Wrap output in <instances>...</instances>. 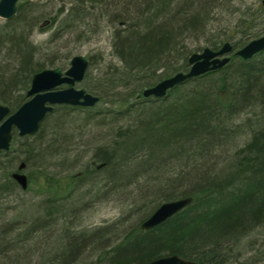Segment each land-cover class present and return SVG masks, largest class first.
<instances>
[{
    "label": "trees",
    "instance_id": "1",
    "mask_svg": "<svg viewBox=\"0 0 264 264\" xmlns=\"http://www.w3.org/2000/svg\"><path fill=\"white\" fill-rule=\"evenodd\" d=\"M136 1L129 0L126 8L117 11L110 0H62L56 15L45 19L56 25L52 37L73 33L78 38H89L99 31L103 22H113L111 47L119 65L109 64L97 85H86L88 81L84 79L82 82L86 91L98 96L96 104L107 98L106 102L108 93L114 105L101 109L55 105L35 134L19 136L13 128L11 144L20 143L21 154H15L17 149L11 145L8 150H0V200L12 194L15 186L20 187L11 177L10 167L16 165L18 169L24 163L23 171L35 155H40V162L44 157L45 161L61 144L63 131L70 127L72 132L79 129L66 116L57 115L49 138L42 141L44 121L57 109L68 108L80 113L87 120L85 125L92 121L98 125H111L115 121L119 124L114 133L107 135L105 145L96 146L91 161L98 164L88 165L73 175L74 178L65 180L68 186L64 192L86 186H93L96 192L98 183L99 193L104 194L173 163L182 169L180 174L169 179L167 167L166 172L155 176L156 193L165 191L148 203L150 208L144 218L164 201L191 197V202L153 228L142 229V218L139 226L124 234L119 242L104 248L100 242L112 232L113 225L73 228L69 222L76 217L77 201L73 204L68 197L48 195L35 205L18 199L21 214L0 224V260L11 250L18 248L19 253H26L30 246L34 249L36 243L42 242L38 264H79V257L85 252L96 257L95 261L82 264H141L170 254L197 264H228L240 255L236 251L240 242L254 229L264 227V50L250 59L233 52L222 68L187 79L164 97L137 98L144 87L187 70L188 52L179 37L190 30L191 24H197V20H207L208 11L205 0H141L134 5ZM39 3L20 2L17 13L0 23V53L5 51L9 56L7 59L4 52L0 55V103L7 105L10 112L26 100L25 91L33 73L46 67V63L35 59L36 46L28 39L27 32L30 18L35 19V24L42 17L37 9ZM248 16V25L243 26L242 32L237 33L238 39L232 42L234 48L248 41L245 40L247 30L250 29L253 37L264 33H258L264 25L257 27L255 17ZM225 41L209 40V46L218 49ZM261 54V59L256 60ZM91 61L90 57L88 64ZM226 70L232 77L230 82L223 75L212 76ZM216 84L219 93L211 90ZM228 91L230 99L225 102L222 98ZM148 100L152 103L148 104ZM243 104L259 107L260 121L242 127L234 125L233 116ZM106 114L111 117H105ZM243 133L247 134L245 142L214 166L211 151L232 143ZM187 157H194L201 166L193 161L195 165L191 168L196 172L183 177L188 165L181 162L188 160ZM207 163L210 164L206 168ZM183 178L186 182L181 185L178 181ZM185 183L187 187L181 189ZM42 190L47 192L46 188ZM2 212L0 208V219ZM55 225L59 226L48 234ZM257 257H264V251H258Z\"/></svg>",
    "mask_w": 264,
    "mask_h": 264
},
{
    "label": "rangeland",
    "instance_id": "2",
    "mask_svg": "<svg viewBox=\"0 0 264 264\" xmlns=\"http://www.w3.org/2000/svg\"><path fill=\"white\" fill-rule=\"evenodd\" d=\"M34 1L40 2L37 9L42 17L36 20L35 24V19L32 20V17L30 18L31 25L28 26L27 29L28 39L36 46V52L34 54L35 59L40 63H46L45 68H54L55 65V67L59 66L64 70L69 67L70 59L74 55H83L87 59L91 57L92 61L88 64L86 71L87 77L84 78V80L88 81L86 85L92 86L94 83L97 85L98 82H101V75H105V71L109 64L119 65V61L114 56L111 47V35L114 29L113 22H103L99 31L89 38H78L77 35L73 33H68L61 37H57L59 35L57 34L52 37L56 25L49 24L45 19L49 20V17L56 15L62 0ZM128 1L129 0H110V3L115 7L114 9L121 11L123 8L127 7ZM205 1L207 2L208 11L207 20H202V22L200 19L197 20L199 24H191L190 30L187 29L189 31L184 34L182 33L179 37L185 45L184 50L188 52L186 58L192 52L201 51L202 48L206 46L210 47L209 40L217 42L224 39L231 41V43L235 39L237 40V33L242 32L243 26L246 27L248 25V15H253L255 17L257 27L260 28L264 25V7L261 4V0ZM140 2L141 0H137L134 2V5ZM202 12H205V10ZM205 14H203L202 17H204ZM2 21L3 19L0 18V23ZM261 32H264V29L258 33L260 34ZM252 34H250V29L247 30L245 36L248 37H246L245 40L249 41L252 39ZM2 53L6 58L9 57L5 51H2L0 55ZM263 55L261 54L256 57V60H260V56ZM49 61H53L55 64L50 66L48 64ZM221 75L230 82V78L232 77H229L227 70L221 73H214L212 76L219 78ZM218 84L211 88L213 92L219 93ZM76 86L85 90L87 89L85 82L82 81ZM229 93L230 91L224 93V97L222 98L223 101L227 102L230 99ZM14 95L15 94L12 93V96ZM105 96L108 97V100L105 102L107 99L105 98L103 101L96 104L93 107L94 109L113 107L114 104L110 103V99H113L112 96L108 93ZM11 100H13V97H11ZM131 101H133V98ZM150 103H152V101L148 100V104ZM237 109H239V111L236 112L232 120L235 124L233 122L232 124L242 127L246 123L256 122L257 120L260 121L257 116L260 111L259 107L254 108L250 105L243 104ZM57 115L66 116L68 121L76 123L73 126H76L77 129L79 127V129L76 130V132H72L70 127L67 131H63L61 134L62 138L60 139L61 144L53 149V153L51 152L47 155L45 161V157L42 158L40 162V155L34 156L29 166H26L22 171L28 178L27 190L23 192L20 187L15 186V190L12 194L1 197L0 208L3 210V215L0 219V224L5 223L7 220L14 219L21 214L22 207H18L19 200L22 202L29 201L35 205H39L48 195L51 197L65 196L64 198L68 197L73 204L74 201H77L74 205V215H76V217L72 218L69 222L70 225L76 229H87L100 225H113L111 226L113 229L112 232H110L111 234L108 233L105 237L106 239L100 242V244L103 243L102 246H104V248L113 246L115 243L119 242V239L124 234H127L129 230L139 226V221L144 218L149 210L148 208H150L148 203H152L154 198L161 196L160 193L165 191L162 190L163 192L160 191L159 194L156 193L155 176L158 174L162 175L161 172H166L167 167H169L170 169L166 176L169 179H174L173 177L180 174L182 169L171 163L168 166L166 165L164 170L157 171V173L150 172L144 177L138 178L135 182H130L128 184L124 183L119 189L105 192L104 194L99 193L98 183L97 186L95 185V187H97L95 189L96 192L92 190L91 187L93 186H86L78 190H76L77 187H74L71 191L64 192V188L68 186V182L65 180L74 178L73 175L81 172L82 169L88 165L94 167L98 164V162H93L92 164L91 161L96 146L98 147L101 144L102 146L105 145L108 141L107 135L114 133L116 125L119 123L118 121L114 122V119L112 121L114 123L111 125H98L94 123V121L89 125H85L87 120L84 119L80 113L73 112L68 108H60L44 121V130L41 132L42 141H46L49 138L55 119L54 116ZM105 117H111V115L106 114ZM58 119L59 118L56 120ZM234 139L232 143H226L220 148L211 151L210 158H213L212 164L214 166H217L220 162L225 161L226 158L234 154L233 151L241 146L247 139V134L243 133L242 136L235 137ZM10 145L12 149H17L15 154H21L19 151V149L22 148H19L20 143L17 145L10 143ZM12 152H14V150ZM187 158L188 160L181 162L187 163L188 165L183 173L181 172L183 177L184 175L187 176L195 173L196 171L194 172L192 166L195 164L196 166L198 165V161H196L194 157ZM193 161L196 163L192 164ZM209 164L210 163H207L205 167L207 168ZM16 167V165H13L9 168V171H15ZM45 178H47V181ZM183 179L179 180L178 183L182 185V183L186 182V178L184 181ZM177 180L178 179L175 181ZM87 181H89V179ZM186 187L187 183L183 184L181 189H185ZM42 188H46L47 192L42 190ZM181 191L182 190H179V192ZM72 195L79 200L73 198ZM144 204L145 206L143 207L142 205ZM58 226L59 225H55L53 229H49L48 234L54 233V229ZM20 244L27 245L26 243ZM30 247L31 248L26 253H19L18 248L7 252L3 259L0 260V264H38V255L42 252L43 243H36L34 249L32 246ZM236 251L237 254L240 252V255L238 254L236 260L231 261L232 264H264V257H257L258 251H262V253L264 251V227L260 229L256 228L253 232L249 233L240 242ZM95 257L96 254L93 256L92 254H88V252L82 253V256L79 257V264L93 262L95 261Z\"/></svg>",
    "mask_w": 264,
    "mask_h": 264
},
{
    "label": "water",
    "instance_id": "3",
    "mask_svg": "<svg viewBox=\"0 0 264 264\" xmlns=\"http://www.w3.org/2000/svg\"><path fill=\"white\" fill-rule=\"evenodd\" d=\"M29 0H0V18L7 20L17 12L19 2ZM264 7V0H261ZM264 50V34L251 39L235 51V54L243 59H250L254 54ZM233 46L224 42L222 46L213 50L204 47L201 51L192 52L187 63V71H177L163 78L154 85L145 87L142 96L161 98L165 96L169 88L183 81L195 78L208 71H213L225 65L230 58ZM69 67L62 69L45 68L33 73L30 85L25 92L26 100L13 112L9 113L6 105L0 104V150H7L10 145L12 128L15 127L18 135H33L37 132L39 123L50 112L53 105L67 104L72 106H93L98 96L86 92L82 88H76L75 83L80 82L88 67V59L83 55H74L70 59ZM66 84L65 88L58 86ZM139 96V95H138ZM24 163L18 166L22 169ZM11 177L18 183L21 189L27 188V176L19 171L11 173ZM191 202V197H181L159 204L152 213L141 222L143 229H149L164 222L166 219L182 210ZM141 264H197L195 261L183 258L178 254L160 256Z\"/></svg>",
    "mask_w": 264,
    "mask_h": 264
},
{
    "label": "bare ground",
    "instance_id": "4",
    "mask_svg": "<svg viewBox=\"0 0 264 264\" xmlns=\"http://www.w3.org/2000/svg\"><path fill=\"white\" fill-rule=\"evenodd\" d=\"M225 42H229V43H231V41H228V40H226ZM186 62H187V59H186ZM224 66V65H223ZM222 66V67H223ZM221 67V68H222ZM220 69V68H219ZM218 70V69H217ZM163 78H161V79H159V80H157L155 83H153L152 85H154V84H156L157 82H159L160 80H162ZM151 86V85H150ZM171 89H173V87L172 88H169L167 91H166V94L165 95H167V93L171 90ZM93 157V156H92ZM92 157H91V159H92ZM92 164H93V161H92Z\"/></svg>",
    "mask_w": 264,
    "mask_h": 264
},
{
    "label": "flooded vegetation",
    "instance_id": "5",
    "mask_svg": "<svg viewBox=\"0 0 264 264\" xmlns=\"http://www.w3.org/2000/svg\"><path fill=\"white\" fill-rule=\"evenodd\" d=\"M60 87H65V85H62V86H60Z\"/></svg>",
    "mask_w": 264,
    "mask_h": 264
}]
</instances>
